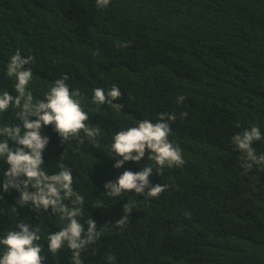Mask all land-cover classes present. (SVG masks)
<instances>
[{"label": "trees", "instance_id": "trees-1", "mask_svg": "<svg viewBox=\"0 0 264 264\" xmlns=\"http://www.w3.org/2000/svg\"><path fill=\"white\" fill-rule=\"evenodd\" d=\"M17 50L34 57L25 67L35 100L66 75L70 91L81 92L89 126L100 129L93 139L81 133L65 143L54 126L41 129L49 138L45 170L58 171L63 155L84 197L81 222L90 217L101 233L81 252L83 264H109V254L112 264H264V167L246 170V155L232 143L245 127L264 135V0H110L103 9L96 0H0V92L13 96L16 81L6 68ZM113 85L119 100L93 103V89L107 94ZM16 111L0 124L18 123ZM160 113L175 114L169 140L185 163L158 174L146 153L115 168V133L155 123ZM252 146L264 154V139ZM146 166L154 169L152 185H166L158 197L105 195V182ZM7 168L0 161V237L21 221L38 226L44 264H73L66 246L48 251L47 235L64 222L17 205L19 193L2 189ZM125 204L132 211L121 229L114 224Z\"/></svg>", "mask_w": 264, "mask_h": 264}, {"label": "clouds", "instance_id": "clouds-1", "mask_svg": "<svg viewBox=\"0 0 264 264\" xmlns=\"http://www.w3.org/2000/svg\"><path fill=\"white\" fill-rule=\"evenodd\" d=\"M110 0H96L97 8H107ZM34 62V57L22 56L17 50L10 57L6 74L15 78L17 95L8 91L0 92V120L11 109H17L16 124H0V161L6 162L8 168L3 172L2 189L9 192L15 189L19 196L16 200L20 207L29 206L37 213L49 212L59 216L64 226L59 231L47 235L48 251L59 253L65 246L72 253L73 264H83L81 252L94 244L101 236L97 231L96 222L90 217L81 222L83 217L84 197L73 188V174L63 162V155L56 161L58 171L49 174L44 168L43 152L49 138L41 134L44 126L52 125L61 141L65 143L72 138H80L81 133L89 139L100 134L98 127L89 126V114L81 107V92L79 89L70 91L66 83L67 76L57 79L54 85L44 94L43 99L35 100L28 91L33 73L26 68ZM121 92L115 85L105 93L102 88L93 89V103L96 105L113 104L119 100ZM184 97L177 98V102L184 101ZM119 108V105H114ZM182 115L186 116V113ZM35 117V119H31ZM174 113H160L157 122L143 120L138 126L120 130L113 136L111 150L115 153V168H121L126 161L139 162L150 153V159L157 166L156 172L165 166L171 168L182 166L185 161L179 146L169 140L171 132L169 121H174ZM264 139L258 126H249L240 130L232 137L235 149L246 155L244 168L250 170L254 165L264 167V154L257 155L253 143ZM14 142L15 148L9 146ZM83 143V138H81ZM154 169L143 167L140 171L125 170L116 180L105 182V195L119 198L123 193L134 190L139 195L150 198L158 197L166 189V185H152L150 175ZM2 197V196H0ZM69 201L71 206L65 203ZM124 205V215L115 221L117 228H123L128 223L130 206ZM101 206L94 204L93 207ZM18 229V230H16ZM16 229L9 230L0 237V264H44L45 256L41 254V230L23 221L17 223ZM109 264L115 260L112 254L107 256Z\"/></svg>", "mask_w": 264, "mask_h": 264}, {"label": "bare ground", "instance_id": "bare-ground-1", "mask_svg": "<svg viewBox=\"0 0 264 264\" xmlns=\"http://www.w3.org/2000/svg\"><path fill=\"white\" fill-rule=\"evenodd\" d=\"M12 50V49H11Z\"/></svg>", "mask_w": 264, "mask_h": 264}]
</instances>
